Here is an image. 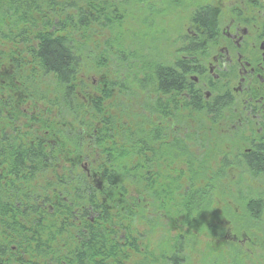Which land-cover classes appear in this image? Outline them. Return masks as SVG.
<instances>
[{
	"label": "trees",
	"instance_id": "1",
	"mask_svg": "<svg viewBox=\"0 0 264 264\" xmlns=\"http://www.w3.org/2000/svg\"><path fill=\"white\" fill-rule=\"evenodd\" d=\"M80 1L0 0V45H9L0 48V263L183 264L180 236L190 240L198 232L206 249L220 225L201 214L207 191L193 184L196 159L184 142L169 143L165 159L151 153L148 104L155 95L157 113L164 115L163 96L176 79L162 64L143 61L134 78L152 89L140 115L122 102L113 115L104 104L123 78L79 97L78 88L91 85L81 69L92 57L82 53L80 39L92 24L114 21L104 7ZM211 14L199 6L190 18L193 25L201 22L196 31L210 29ZM111 42L93 53L96 68L105 66ZM111 55L119 57L118 51ZM43 79L48 88L40 92ZM185 129L190 135L191 127ZM182 165L188 176L177 169ZM154 206L158 215L178 218L167 228L176 232L172 244L159 245L157 255L142 242L161 223L152 218ZM258 207L245 210L254 218ZM137 222L148 228L137 230ZM231 250L246 256L238 243Z\"/></svg>",
	"mask_w": 264,
	"mask_h": 264
},
{
	"label": "flooded vegetation",
	"instance_id": "2",
	"mask_svg": "<svg viewBox=\"0 0 264 264\" xmlns=\"http://www.w3.org/2000/svg\"><path fill=\"white\" fill-rule=\"evenodd\" d=\"M205 6L214 12L206 22L210 29L198 32L195 25L201 22H190L171 57L160 63L176 79L163 96L164 115L157 113L155 95L145 114L151 118L147 123L151 153L165 159L170 152L167 145L181 139L187 152L193 154V184L207 191L200 199L201 214L220 225L214 233L216 238L209 241L225 242L230 252L236 243L259 246L264 241L240 233V228L258 225L264 212L262 192L252 190L264 185V0H234L226 8ZM142 106H138V115ZM125 120L123 114L122 122ZM188 126L190 135L186 136ZM177 169L185 170L188 176L185 165ZM184 183L186 191L187 180ZM250 204L259 206L254 218L245 210ZM238 206L243 209L238 211ZM156 208L150 210L153 220H160L169 230L170 222L178 218L158 215ZM200 235L194 233L190 240L187 233L180 236L181 251L194 250L201 244ZM210 248L204 246L201 253ZM182 260L188 264L186 258Z\"/></svg>",
	"mask_w": 264,
	"mask_h": 264
},
{
	"label": "rangeland",
	"instance_id": "3",
	"mask_svg": "<svg viewBox=\"0 0 264 264\" xmlns=\"http://www.w3.org/2000/svg\"><path fill=\"white\" fill-rule=\"evenodd\" d=\"M232 1L234 0H91V2L104 7L105 13L110 14L108 16L114 21L106 27L92 24L84 34V38L80 39L85 45L82 53H92V57L87 58L84 67L81 69V75L86 76L85 82L91 85H87L88 87L83 89L79 87V97L83 96V92L94 94L96 88L107 79L115 80L117 78L118 82V78L119 80L123 78L125 83H120L121 86L114 87L111 98L106 100L104 104L113 115L117 113L121 102L125 108L131 104V109L137 111L140 104H146L147 95L150 93L149 89H152L151 85H148L147 88L141 87L134 78V72L138 70L137 68L143 61L149 59L153 62L166 63L172 55L174 46L178 45V40L187 32L190 18L199 6L210 4L226 8ZM80 3H83V0ZM106 40L112 41L111 50L105 56L107 58L106 64L102 68H96L94 61L96 58L93 57V53L98 55L103 50ZM0 48L7 50L9 45L4 43L0 45ZM113 51H118L119 57L111 55ZM124 57H127V62L124 61ZM46 82V79L41 80L40 92L47 90ZM138 112L140 115L143 111L140 109ZM252 190L255 193L262 192L264 197V185L261 189L253 188ZM237 209L241 211L243 208L238 206ZM224 225L227 226L226 223ZM135 228L144 230L148 227L137 222ZM149 230V234L142 239V242L157 255L159 245L166 246L170 241L169 238L172 237V232L166 230L162 222L153 224ZM245 230H247L246 233ZM240 233L245 234L246 237L249 234L250 236H258L256 241L261 238L264 240V212L262 221L258 225H247L246 229L240 228ZM205 234L211 235L209 231ZM211 236L216 238L214 234ZM209 240L207 237V242L211 241ZM200 243L194 245V250L189 253H187L188 250L186 253L185 250L184 252L181 251L179 243V254L186 258L188 264H264V251H262L264 250V241H262L263 245L259 246L249 242H241L239 246L246 253L245 257L238 256L233 250L228 252L223 241H212L211 248L201 253L206 245L202 241ZM169 244L171 245L172 242ZM187 244H189L188 241Z\"/></svg>",
	"mask_w": 264,
	"mask_h": 264
}]
</instances>
